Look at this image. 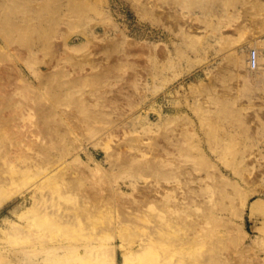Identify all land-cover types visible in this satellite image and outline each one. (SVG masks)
<instances>
[{"label":"rangeland","instance_id":"374dc122","mask_svg":"<svg viewBox=\"0 0 264 264\" xmlns=\"http://www.w3.org/2000/svg\"><path fill=\"white\" fill-rule=\"evenodd\" d=\"M33 14L46 19L51 38L27 52L15 34L0 48V139L28 141L40 120L66 130L47 129L55 138L42 143L65 156L56 186L0 204V264H89L81 241L59 239V204L88 211L73 230L92 235L99 252L121 247L102 235L145 187L161 191L157 199L201 188V206L188 208L194 217L211 203L207 195L219 199V225L202 220L196 264H264V65L247 62L249 42L264 41V0H0V27ZM46 71L39 84L35 74ZM51 84L59 85L53 109L44 90ZM134 164L151 172L134 174ZM260 198L250 214L247 203ZM158 203L147 202L142 215Z\"/></svg>","mask_w":264,"mask_h":264},{"label":"bare ground","instance_id":"6f19581e","mask_svg":"<svg viewBox=\"0 0 264 264\" xmlns=\"http://www.w3.org/2000/svg\"><path fill=\"white\" fill-rule=\"evenodd\" d=\"M45 20L46 19L40 18V16L34 14L26 17H12L9 22L6 21V23L8 22L6 26L0 27V48H9V46L14 43L15 34H17V37H20L18 40L19 44L23 46L27 52L36 49H45V39L48 41L52 34V31L47 29V26H44L42 23ZM37 42H40V44L42 43V46L37 47ZM255 42L258 46L259 44L262 46L264 41H259L258 37H255L249 43H253L251 45L255 46ZM253 46L248 51V54L250 55L251 50H257L258 47L254 48ZM261 50L264 49L260 48L259 51L257 50L258 66L255 67V69L264 65L263 55L260 53ZM250 55L247 60L249 65ZM49 67L50 65L47 64L46 68L49 69ZM49 74L50 72L46 71L41 73V75L35 74V77L38 79V83L42 84ZM57 86L59 85L51 84L44 87L46 96L51 97V100L53 101V103L51 102V105L53 106L48 105L51 109H53V107L56 106V103H58V99L54 95ZM10 120L16 121L17 118L12 114L8 121ZM5 121L6 119L4 118V115L0 112V125ZM36 123V129H32L30 134V138L35 137V141L33 140L34 144L30 145V143H32L28 142L30 138L28 141L26 138L25 141L27 142H25L17 135V137L15 135H8L5 139H0V147L5 148V150L1 151V163L3 169L0 173V204L7 199L22 194L24 189L31 188V190L35 192V190L43 189L45 186L54 187L56 186V184L54 185L55 180L58 181L59 178L57 179V177L58 175H61L58 174L57 171H59L58 167L62 166H59V164L64 158L65 152L62 149L52 151L50 146L42 145V143L44 144L45 142H43V138L47 136L46 134L49 133L50 137L53 136V132H47V129L56 132L60 131L61 133L66 130L53 125L46 126L45 128L40 120ZM21 135L24 137V135L26 136L27 134L22 132ZM58 138L59 137H57V139ZM22 142H24V144ZM36 142L38 143L36 144ZM21 144H23V146ZM10 146L15 148L10 151ZM26 147H31V151H28L29 149ZM125 162H127V160H125ZM96 167L101 168L102 166L99 162H96ZM129 167L134 174L141 175L143 173L151 172L149 169L145 170L144 167L135 164ZM150 168L157 172V174L163 173L160 166H151ZM167 174H170V172ZM53 180L54 182H52ZM201 192V188L200 193L193 188L182 191L172 189L166 192L165 195H162L161 198L157 199L158 194L162 193L161 191H155L153 187L152 189L150 187L142 188L138 200L135 201L131 208H128V210L124 212L120 221L114 225V228H111L112 233L105 231L102 235V238L104 237L103 239H106L107 241L119 239L122 243L121 247L118 248L116 245H112L99 252L95 247L90 245V242L93 239L92 235H84L78 238L81 234H75L73 230L77 221L82 222L88 220V211L80 207L72 209L68 206H63V204L60 203V211L57 214V224L62 230V234L59 236V239H66L68 242L77 240L81 241V245L78 246L83 248L85 255L82 256L91 257L89 264H119V250L121 256L124 258L122 264H196L195 260H198L200 256V245L204 229L202 220L205 219V221H208L211 219L210 223L212 228H215V225L217 224L218 226L220 223V219H218L214 213L215 211H212L214 207L220 204V201L219 199H216V197L212 198L213 194L207 195V197L210 198L211 203L208 202L207 205L203 206V214L201 216L197 215V217H194L195 215L189 213L188 208L192 206L198 208L201 206L205 197ZM166 195H170L171 199L167 200L165 197ZM223 195L224 193L218 197L223 198ZM151 200L159 202L157 207L154 208L152 212L150 211L148 216L145 215L147 213L144 214L145 216L142 215V212H144L143 207ZM245 201V199H242V205L245 204ZM247 204L249 212L252 214L263 205V200L260 198ZM237 206H239V204ZM174 211H176L177 214H173L175 213ZM192 215L193 218L191 217ZM146 216L147 219L142 222H149L150 224H148L147 227L145 226L147 230L145 228L143 230L140 229V226L143 223L141 221V223H139L138 221L140 217ZM190 217L191 219H188ZM213 219H215L216 223H213ZM230 226L232 225L230 224ZM185 228L186 231H183ZM142 230H146L144 234L140 233ZM101 231H103V229H101ZM243 236L244 234L242 233V237ZM134 243H136V245H133ZM125 244L132 248L130 254L124 250L126 249ZM78 253L76 252L74 255L77 256Z\"/></svg>","mask_w":264,"mask_h":264},{"label":"built area","instance_id":"2783aa9c","mask_svg":"<svg viewBox=\"0 0 264 264\" xmlns=\"http://www.w3.org/2000/svg\"><path fill=\"white\" fill-rule=\"evenodd\" d=\"M258 54V51L257 50H254L252 49L251 50V55H250V66L252 68H255L258 66V60H257V55ZM262 55H263V59H264V50L262 52Z\"/></svg>","mask_w":264,"mask_h":264}]
</instances>
